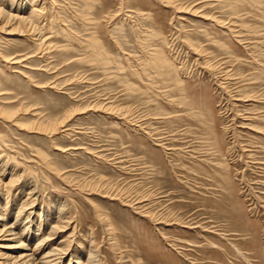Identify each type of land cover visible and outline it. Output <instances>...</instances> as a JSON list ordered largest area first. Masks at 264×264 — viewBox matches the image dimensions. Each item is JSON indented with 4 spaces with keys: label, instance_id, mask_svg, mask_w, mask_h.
Returning <instances> with one entry per match:
<instances>
[{
    "label": "rangeland",
    "instance_id": "374dc122",
    "mask_svg": "<svg viewBox=\"0 0 264 264\" xmlns=\"http://www.w3.org/2000/svg\"><path fill=\"white\" fill-rule=\"evenodd\" d=\"M2 25L0 214L28 254L264 264V0H0Z\"/></svg>",
    "mask_w": 264,
    "mask_h": 264
},
{
    "label": "bare ground",
    "instance_id": "6f19581e",
    "mask_svg": "<svg viewBox=\"0 0 264 264\" xmlns=\"http://www.w3.org/2000/svg\"><path fill=\"white\" fill-rule=\"evenodd\" d=\"M33 11V10H31ZM30 11V12H31ZM7 12V11H6ZM34 12V11H33ZM35 14V13H33ZM8 23V22H5ZM3 28V25L0 27V29ZM201 53V52H200ZM159 59V58H158ZM160 60V59H159ZM162 61V60H161ZM10 62V61H9ZM165 63V62H163ZM168 66V65H167ZM10 112V111H9ZM7 111H3L0 109V116L13 120V116L15 114L9 113ZM64 123V122H63ZM40 124V123H39ZM61 124V123H60ZM24 126V125H22ZM39 126V125H38ZM37 127V126H36ZM51 128V127H50ZM24 129V128H23ZM38 129L42 130V127L40 126ZM49 130V129H48ZM37 131V130H36ZM164 148V147H163ZM228 179V178H227ZM13 180V179H12ZM12 180L9 179V181L3 183L5 185H8L12 183ZM226 180V179H225ZM227 182V180H226ZM1 183V182H0ZM13 185V184H12ZM4 187V186H2ZM9 188V186H8ZM3 198V197H2ZM6 207V206H5ZM18 208V207H17ZM18 210V209H17ZM19 211V210H18ZM31 212V211H30ZM4 213V212H3ZM23 213V212H22ZM29 213V212H28ZM20 214V211H19ZM16 215L17 212H16ZM21 215V214H20ZM30 215V214H29ZM150 215V214H149ZM28 216V215H27ZM17 217V216H16ZM20 217V216H19ZM26 217V216H25ZM152 215H150V218ZM4 215L0 214V264H43L44 257H36L35 254L27 253L26 251L30 250L27 247V244H24L23 240L27 239L25 236L22 235L21 232H16V230L12 229V222L8 223L6 221H3ZM18 218V217H17ZM29 218V217H26ZM3 219V220H2ZM16 219V218H15ZM14 220V219H13ZM26 220V219H25ZM14 223V222H13ZM15 228V225L14 227ZM25 229V228H24ZM26 230V229H25ZM25 230L23 232H25ZM41 241V240H40ZM41 243V242H40ZM39 246V245H38ZM15 249H18L15 251ZM23 251V252H22ZM34 252V251H33ZM48 252V251H47ZM97 252V251H96ZM241 252V251H240ZM17 253V255H16ZM19 253V254H18ZM43 253V252H42ZM92 253V251L90 252ZM66 254V253H65ZM43 255V254H42ZM47 254H45L46 256ZM89 256V255H88ZM46 260V259H45ZM79 260V259H78ZM48 261V260H47ZM45 261V262H47ZM52 262V261H51ZM50 264V263H49ZM85 264H98V262L95 261V255L92 253L89 257L85 260Z\"/></svg>",
    "mask_w": 264,
    "mask_h": 264
}]
</instances>
